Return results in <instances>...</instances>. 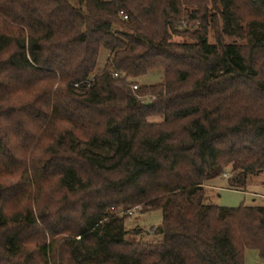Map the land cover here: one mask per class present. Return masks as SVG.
<instances>
[{"label":"trees","instance_id":"16d2710c","mask_svg":"<svg viewBox=\"0 0 264 264\" xmlns=\"http://www.w3.org/2000/svg\"><path fill=\"white\" fill-rule=\"evenodd\" d=\"M228 166L264 172V0H0V264L264 261V205L205 196Z\"/></svg>","mask_w":264,"mask_h":264},{"label":"rangeland","instance_id":"374dc122","mask_svg":"<svg viewBox=\"0 0 264 264\" xmlns=\"http://www.w3.org/2000/svg\"><path fill=\"white\" fill-rule=\"evenodd\" d=\"M209 41L213 42L211 36ZM108 51L101 49L98 59L97 71L101 70L108 57ZM164 79L162 68H156L133 80V84H157ZM152 121L159 122L160 118L155 117ZM230 178V167L225 170V174L207 182L205 196L211 204L224 207H238L240 205H264V172L256 175H249L243 188L231 189L228 185ZM121 210V209H120ZM130 212V213H129ZM126 215L125 228L129 231L126 239L141 241L143 243H156L161 241L160 236L153 235L152 229L161 223V212L159 210L144 212L141 207H134L130 211L124 212ZM120 213V215H124ZM138 233H132L137 230ZM243 264H264L255 249H246L243 253Z\"/></svg>","mask_w":264,"mask_h":264},{"label":"built area","instance_id":"2783aa9c","mask_svg":"<svg viewBox=\"0 0 264 264\" xmlns=\"http://www.w3.org/2000/svg\"><path fill=\"white\" fill-rule=\"evenodd\" d=\"M126 18V17H125ZM114 76H117V74L115 73ZM137 88V85L136 84H133L132 85V89H136ZM130 211V210H129ZM130 213V212H129Z\"/></svg>","mask_w":264,"mask_h":264}]
</instances>
